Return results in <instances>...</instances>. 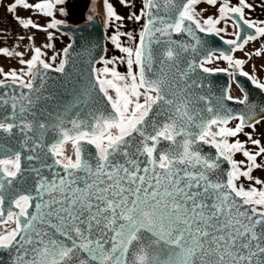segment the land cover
<instances>
[{"label": "snow or ice", "instance_id": "6c2138e0", "mask_svg": "<svg viewBox=\"0 0 264 264\" xmlns=\"http://www.w3.org/2000/svg\"><path fill=\"white\" fill-rule=\"evenodd\" d=\"M118 2L130 10L127 16L111 0H102V7L105 28L114 27L108 40L123 55H102L97 63L103 66L92 68L90 83L103 106L93 102L71 115L65 108L55 120L39 112L37 105L47 98L34 81L43 83L47 70L65 71L73 45L62 49L57 65L54 41L68 35L62 31L67 20L59 18L68 16V0L5 5L22 29L44 32L46 43L36 47L35 34H28L27 60L17 46L0 47V55L20 57L26 66L7 72L0 66V88H13L0 93V264H264V179L253 175L264 171V143L253 138L264 106L250 103L241 87L243 98L228 93L224 99L244 110L234 112L219 101L197 110L188 93L171 92L164 72L175 68L188 79L197 68L233 77L238 72L264 91V81L243 69L252 56L264 55V44L245 52L247 59L223 51L207 52L199 62L184 58L201 49L197 32L220 36L228 20L235 38L224 43L232 53L264 37V21L245 15L264 7V0H139L138 8L135 0ZM201 3L219 5L218 15L204 17ZM18 9L46 23L21 17ZM90 11L88 21L97 9ZM142 19L138 35L121 31L125 20ZM241 22L254 34L242 36ZM47 49L53 55L46 60ZM214 57L232 71L206 67ZM117 64H125L126 73ZM17 85L29 92L17 93ZM232 120L237 122L229 126Z\"/></svg>", "mask_w": 264, "mask_h": 264}, {"label": "water", "instance_id": "95a60500", "mask_svg": "<svg viewBox=\"0 0 264 264\" xmlns=\"http://www.w3.org/2000/svg\"><path fill=\"white\" fill-rule=\"evenodd\" d=\"M91 8L92 7L87 9L83 19L78 22H67V26L62 29L63 32L68 33V41L63 48L69 43L73 45L69 52L65 71L63 73H58L54 70H47L43 83H41L39 79L34 81V87L39 90V93L43 97L47 98L46 100H41L37 108L39 112H43L46 116H50L52 120H55L58 115L62 114L65 108L71 109V115L74 114L75 111H87L89 104L93 102H95L97 106H103L104 104L102 94L98 93V89L92 88L90 82L94 79L92 73L93 66L97 67V61L100 60L102 55L105 56L107 53V51L104 50L105 48L107 49V28H105V24L100 14L97 12L92 21L87 20V16L91 14ZM241 27L243 29L241 33L242 36L254 34V29H249L246 25H243L242 22ZM197 35L201 38V49L194 57L191 52L185 53L184 58L189 60L195 58V60L199 62L207 52L220 54V52L223 51L227 54L234 55V53L230 51L232 46L224 43L225 40L230 39L225 38L221 34L217 36L215 34L197 32ZM221 36L223 40L220 38ZM185 39L187 40V38ZM62 58L64 57L61 50L60 59ZM180 66L181 68L187 67L184 63H181ZM158 68L159 64H154L153 71H157ZM164 72L167 73L168 87L171 92H175L180 96L188 93V98L193 102L192 106L197 110L205 108L208 101H210L213 106L219 101L226 107L233 109L234 112L244 110L243 105L224 99L225 95L230 93L232 82H234L240 90L242 87L244 91L248 93L250 103L254 102L258 106H264V91L257 89L251 84L248 78L240 76L238 72L233 77L225 72L205 73L202 69L197 68L195 72L189 73L191 79L187 77L181 78L175 68L169 69L165 67ZM193 80L196 81V86L189 88L187 85H191ZM12 90V86L9 88H0V93L5 91L11 92ZM15 91L17 93L20 91L25 93L29 92L27 89L20 88L19 85L15 86ZM86 91L88 92V96L84 95ZM242 93L244 95V92ZM201 96L207 99L203 101L199 100L198 97ZM169 98H171V96H169ZM204 115L209 114L205 112ZM0 135L3 134L0 133ZM89 147L90 150L94 151L91 146ZM50 162L49 160V163ZM27 164L28 162L26 160L22 161V166H27ZM225 167H227V165H225ZM4 207L7 211L6 208L9 207L7 202ZM32 210H34V208L30 209V211Z\"/></svg>", "mask_w": 264, "mask_h": 264}, {"label": "crops", "instance_id": "0c3cea01", "mask_svg": "<svg viewBox=\"0 0 264 264\" xmlns=\"http://www.w3.org/2000/svg\"><path fill=\"white\" fill-rule=\"evenodd\" d=\"M118 1V0H117ZM12 0H0V47H9L12 48L13 46H17L16 50L23 52L24 56L23 58L25 60L29 59L31 56V52L28 50L31 46L30 42L27 40V35L34 33V46L40 47L44 43H46V34L44 32L37 31L35 29H22L16 22V20L13 18V15L8 13L6 11L5 5L11 3ZM30 3H34L35 0H29ZM111 2L116 5L114 0H111ZM137 8L139 7V0H135ZM250 3H253L254 5H261L262 0H249ZM237 3V0H230L231 5H235ZM90 0H68V3L66 4L67 10H68V16L67 17H59L62 19H66L67 22H78L81 19L85 17L86 11L89 8ZM219 6V5H218ZM123 7V6H122ZM125 8V7H124ZM128 11H130L128 8H126ZM136 9H134L135 11ZM17 14L21 17L27 18L28 16H32L34 20H37L40 24H45L47 18L38 16V15H32L30 10H23L18 9ZM246 18L257 20V21H264V7H254V10H245ZM264 26V25H262ZM24 35V40H18V36ZM68 36L67 35H59L58 39L54 41V51L56 53H61V50L63 46L67 43ZM261 44H264V37H261L255 41V44H253L255 47L259 48ZM256 48V49H257ZM47 52V56L44 57L46 60L50 58L53 55L52 49L45 50ZM60 56V55H59ZM59 56L57 57V60L55 63H57ZM261 64L264 66V55H261ZM20 57H12L7 58L3 55H0V66L4 68V71L7 72L11 69H16L19 71L21 68H26L25 65H21L19 63ZM27 79V77H25ZM258 78H260L262 81H264V75L261 73L258 75ZM0 79H3V76H0ZM264 122V120H262ZM261 121V122H262ZM258 134L261 136V141L264 143V125L258 129ZM254 176L260 177L261 179H264V171H254Z\"/></svg>", "mask_w": 264, "mask_h": 264}, {"label": "rangeland", "instance_id": "374dc122", "mask_svg": "<svg viewBox=\"0 0 264 264\" xmlns=\"http://www.w3.org/2000/svg\"><path fill=\"white\" fill-rule=\"evenodd\" d=\"M116 5H114L118 11L119 14L127 16V14L129 13V11L122 7L119 2L117 0H114ZM95 7L97 9V13L100 14V17L102 19V21L105 24V16H104V12H103V7H102V0H90V7ZM217 7H212L209 6L205 3H201L198 6V10L199 9H206L205 12H203V16L207 17L209 15H213L216 16L218 15L217 13ZM134 11V9H132ZM145 21L142 19L139 22H132V21H124V27L121 29V31H133V33L135 35H138L140 28L142 26V24ZM224 22H221L220 25H218V27H224ZM114 31V27H108L107 28V53H106V57H112V56H118V55H123L122 53H119L118 50H116L114 48V46L111 44V42L108 40V36H110ZM233 32H234V28L232 27V21L228 20L227 21V32H222L221 35L224 36L227 39H231L234 38L233 36ZM122 41L126 44L129 45L131 44V41H128V39L126 37H122ZM257 41V40H256ZM253 44H255V41L249 42L248 45L245 46L244 51H236L234 53V58H242V59H247V57L245 56V52H253L257 47H255ZM60 57V56H59ZM59 63V59L57 61L56 64ZM253 65L255 66V69H253ZM103 65L98 63L97 64V68L102 67ZM206 66L211 67V68H228V62L223 60V59H215V57L212 59V61L210 63H207ZM116 67L118 68L119 71H121L122 73H126L127 68L125 64H117ZM244 71H248L249 73H253L255 72V74L258 76L260 73L262 75H264V66H262L261 64V57H257V56H252L250 60L247 61V63L243 66ZM230 94L232 96H241V90L239 89V87H237L235 84L232 85L231 88V92ZM237 121L232 120L229 123V126H234L235 123ZM264 125V122L262 121L260 124H258L256 126V129L253 133V138H259L261 139L260 134H258V129L261 128ZM248 131H252L249 128H245V132ZM240 140L244 141L246 140V137L243 134H240L238 137ZM248 147H253L250 144L248 145ZM254 150V149H253ZM237 160H242L244 159V157L240 154H237L235 157ZM243 183H245V185H247V181H242ZM0 230H2V228H0Z\"/></svg>", "mask_w": 264, "mask_h": 264}, {"label": "flooded vegetation", "instance_id": "af4514ba", "mask_svg": "<svg viewBox=\"0 0 264 264\" xmlns=\"http://www.w3.org/2000/svg\"><path fill=\"white\" fill-rule=\"evenodd\" d=\"M234 56V55H233ZM206 66V65H205ZM206 67H208V66H206ZM211 68V67H210ZM213 69H215V68H213ZM227 69H229V72H231L232 71V69L231 68H229V65H228V68ZM233 84H235L234 82H232V85ZM232 85H231V88H232ZM236 85V84H235ZM237 86V85H236ZM238 87V86H237ZM230 92H231V90H230ZM233 97H237V98H242L243 97V93H242V91H241V96H233ZM262 121V120H261ZM7 209V208H6ZM14 225H10L9 227H13Z\"/></svg>", "mask_w": 264, "mask_h": 264}, {"label": "trees", "instance_id": "16d2710c", "mask_svg": "<svg viewBox=\"0 0 264 264\" xmlns=\"http://www.w3.org/2000/svg\"><path fill=\"white\" fill-rule=\"evenodd\" d=\"M216 56H218L219 54H215ZM59 60H60V57H59ZM58 65V64H57Z\"/></svg>", "mask_w": 264, "mask_h": 264}]
</instances>
